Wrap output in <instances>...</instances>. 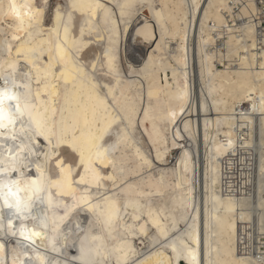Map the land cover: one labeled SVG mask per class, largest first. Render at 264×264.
Instances as JSON below:
<instances>
[{
    "label": "bare ground",
    "instance_id": "obj_1",
    "mask_svg": "<svg viewBox=\"0 0 264 264\" xmlns=\"http://www.w3.org/2000/svg\"><path fill=\"white\" fill-rule=\"evenodd\" d=\"M261 16L0 0V264H264Z\"/></svg>",
    "mask_w": 264,
    "mask_h": 264
},
{
    "label": "built area",
    "instance_id": "obj_2",
    "mask_svg": "<svg viewBox=\"0 0 264 264\" xmlns=\"http://www.w3.org/2000/svg\"><path fill=\"white\" fill-rule=\"evenodd\" d=\"M259 6L262 9V16H261V18L264 19V0H259ZM260 29H261V31H262V29H264V22H263V26Z\"/></svg>",
    "mask_w": 264,
    "mask_h": 264
},
{
    "label": "rangeland",
    "instance_id": "obj_3",
    "mask_svg": "<svg viewBox=\"0 0 264 264\" xmlns=\"http://www.w3.org/2000/svg\"><path fill=\"white\" fill-rule=\"evenodd\" d=\"M176 155H177L176 152H174L173 153V156L170 159V162H169L170 164H172L176 160ZM256 234H257V232H255V242H257V240H256Z\"/></svg>",
    "mask_w": 264,
    "mask_h": 264
},
{
    "label": "snow or ice",
    "instance_id": "obj_4",
    "mask_svg": "<svg viewBox=\"0 0 264 264\" xmlns=\"http://www.w3.org/2000/svg\"><path fill=\"white\" fill-rule=\"evenodd\" d=\"M8 99H12V97H7ZM4 117H3V110L0 109V120H2Z\"/></svg>",
    "mask_w": 264,
    "mask_h": 264
}]
</instances>
